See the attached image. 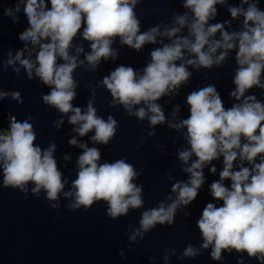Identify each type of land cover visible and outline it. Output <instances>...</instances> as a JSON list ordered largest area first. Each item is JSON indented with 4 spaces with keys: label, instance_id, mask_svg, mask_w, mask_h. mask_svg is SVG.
Returning a JSON list of instances; mask_svg holds the SVG:
<instances>
[{
    "label": "clouds",
    "instance_id": "clouds-1",
    "mask_svg": "<svg viewBox=\"0 0 264 264\" xmlns=\"http://www.w3.org/2000/svg\"><path fill=\"white\" fill-rule=\"evenodd\" d=\"M21 2L28 26L19 33V38L39 46L35 57L38 64L35 74L44 84L53 86L51 92L43 96L44 102L62 113L73 112L69 123L79 124L74 131L80 136L95 129L92 140L107 144L115 135L116 120L111 116L107 121L98 117L91 102L83 114L79 107L73 108L70 103L76 96L72 72L77 66L76 57L69 55L71 42L86 24L82 35L91 42L92 49L86 59L95 67L102 57L107 59L113 54L110 47L112 38L119 36L121 43L139 50L145 43L156 42L158 29L154 27L140 33L139 21L134 13L137 0H16L14 8H5V14L18 20L16 13L20 11ZM242 2L248 5L246 10L243 7H230L229 12L233 18L243 16L244 30L229 33L223 31L221 23L208 24L216 14L215 5L223 4L224 0H184L183 6L193 13L188 28L194 40L180 37L170 45L152 51L151 63L138 79L132 67L121 65L105 77L103 83L126 109L130 110L142 101L148 104V111L153 113L150 123L156 125L164 122L165 116L160 105L154 101L178 88L191 75L183 63H175L183 59L182 50L187 49L195 54L196 58L189 59L188 64L211 67L214 63L219 64L227 55L226 51L221 52L214 60L212 54L218 48L233 49L236 46L234 41H238L236 59L240 67L234 78L236 88L230 95L237 101L243 98L242 103L226 110L213 85L187 96L190 116L172 126L187 128L190 150L181 151L179 158L187 162L195 155L196 160L185 169L191 173V178L188 183L174 184L172 191H178L177 199L167 208L162 204L159 208L145 211L140 225L144 231H148L157 223H173L177 206L181 203L188 205L198 196V189L204 182V165L222 155L224 167L220 172V181L228 179L232 183L230 188L220 181L211 184L212 197L222 200L223 206L208 203L204 207L197 221L204 239L202 247L212 246L211 256L214 260L222 259V250L230 252L235 249L246 252L259 264H264V104L256 101L254 95L244 96L245 91L254 85L264 88L260 79L264 71V11L255 2ZM175 19L180 26H185L187 14L178 15ZM179 31L180 28L173 27L163 34L171 37ZM218 31L221 32V39L210 40ZM81 51L82 47H78L77 52ZM58 57L66 63L58 64ZM14 60L20 62L31 78L33 62L22 59L21 51H17L14 59H9L8 63L12 64ZM5 95L7 93L0 92V97ZM12 97L20 100L18 92L14 91ZM134 114L143 119L146 111L142 107ZM242 138L246 141L243 144ZM35 140L32 124L27 120L18 122L14 116L9 117L8 128L0 130L3 186L26 192V185L32 183L34 187L31 191L34 194L43 190L47 200L56 201L65 186L53 157L56 145L42 150L34 144ZM69 144L76 145V139L69 140ZM80 147L85 151L77 161L79 171L72 181L75 202L68 206L69 209L81 206L88 209L94 202L103 200L108 204L107 215L115 219L127 214L129 207L135 209L142 206L141 188L132 182L137 175L132 165L123 159L99 164L101 154L98 148H88L84 144ZM258 156L260 161L256 162ZM238 158L247 161L251 167L241 164L239 170L233 171V163ZM210 170L215 173V166ZM64 195L68 197L73 193L65 192ZM50 206L53 209L58 207L57 204ZM131 239L134 240L135 236ZM184 255L195 256L196 250L189 245ZM240 264H243V260Z\"/></svg>",
    "mask_w": 264,
    "mask_h": 264
},
{
    "label": "water",
    "instance_id": "water-1",
    "mask_svg": "<svg viewBox=\"0 0 264 264\" xmlns=\"http://www.w3.org/2000/svg\"><path fill=\"white\" fill-rule=\"evenodd\" d=\"M248 2L257 3L264 11V0ZM15 3L16 0H0V92L7 93L0 97V130L8 128L10 116H14L18 122L27 120L32 124L36 134L35 145L42 150L56 145L53 157L65 186L58 194V200L49 201L43 190L39 194L31 191L34 187L32 183L26 185V192H21L19 188L4 187L0 167V264H240L241 260L243 264H259L256 258L235 249L230 252L222 250V259L214 260L211 256L212 246L202 247L204 239L197 221L204 207L208 203L223 206L222 200H215L211 195V184L220 181V172L224 167L222 155L204 165V182L198 189V196L188 205L181 203L177 206L173 223H157L148 231H144L140 225L145 211L159 208L162 204L167 208L177 199L178 191H172L174 184L188 183L191 178V173L185 169L196 160L195 155L187 162L179 158L181 151L190 150L187 128L172 126L190 116L187 96L213 85L226 110L242 103L243 98L237 101L230 95L236 88L234 78L240 67L236 59L238 41H234L236 46L233 49L218 48L212 54L214 60L221 52L226 51L227 55L223 61L211 67L188 64L189 59L196 57L183 49V59L175 63H183L191 75L178 88L154 101L160 105L165 120L152 125L150 117L153 113L148 111V104L142 101L130 110L126 109L112 96L103 80L121 65L132 67L138 79L151 63L152 51L170 45L180 37L194 40L188 28L193 20L191 9L183 6L184 0H137L134 13L139 21L140 33L156 27V42L145 43L136 50L121 43L119 36L114 37L110 45L113 54L107 59L102 57L95 67L86 59L92 49L91 42L83 38L86 24L83 25L69 48V55L76 57L77 64L72 72L76 96L70 103L73 108L79 107L83 114L91 102L98 117L107 121L111 116L116 120L114 137L103 144L92 140L95 129L84 136L74 131L79 124L69 123L73 112L62 113L44 102L43 96L49 94L53 86L44 84L35 74V67L38 66L35 57L39 46L19 38V33L28 26L23 2L16 13L18 20L5 14V8H14ZM247 6L242 0L217 3L216 14L209 19L208 24L221 23L223 31L240 32L244 30V18L242 15L233 18L229 8L243 7L246 10ZM48 7H51L50 3ZM185 14L187 23L180 26L175 18ZM173 27L180 28V31L171 37L163 34ZM209 39H221V32L218 31ZM78 47H82L83 51L77 52ZM204 50H207V45ZM17 51L22 52V59L33 62L31 78L19 61L8 63L9 59H14ZM57 63L66 61L58 57ZM260 79L261 84H264V71ZM14 91L20 94L19 101L12 97ZM252 95L256 101L264 104V88L254 85L244 93L245 97ZM142 107L146 115L140 119L134 113ZM73 138L77 141L76 145L69 144ZM245 142L242 138L241 143ZM81 144L99 149V164L123 159L133 166L137 175L132 182L141 188V207H129L127 214L115 219L107 215L108 204L103 200L94 202L88 209L83 206L69 209L68 206L75 202L72 181L77 178L79 171L77 161L85 151L80 147ZM66 156L68 159H65ZM259 161L258 156L256 162ZM241 164L251 167L247 161L238 158L233 163V171L239 170ZM213 166L216 168L215 173L210 170ZM220 182L229 188L232 183L228 179ZM65 192H72L73 195L66 197ZM51 204H57L58 207L53 209ZM133 235L134 240L131 239ZM189 245L196 250L195 256L184 255Z\"/></svg>",
    "mask_w": 264,
    "mask_h": 264
}]
</instances>
